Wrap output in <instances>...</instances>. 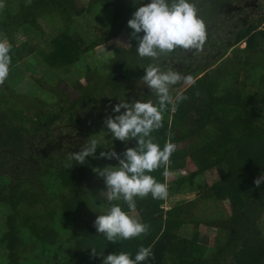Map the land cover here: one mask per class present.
<instances>
[{
	"label": "trees",
	"instance_id": "obj_1",
	"mask_svg": "<svg viewBox=\"0 0 264 264\" xmlns=\"http://www.w3.org/2000/svg\"><path fill=\"white\" fill-rule=\"evenodd\" d=\"M192 2L206 25L204 45L199 50L176 48L157 58L163 68L192 81L182 91L189 81L182 78L172 86L174 100L178 95L182 99L165 109L161 126L151 133L161 147L165 142L175 145L168 160L149 173L167 185V196L134 197L135 208L129 209L123 200L99 199L89 184L102 142L118 153L136 147L134 139L113 140L103 120L114 115L111 106L117 99L135 100V89L140 99L148 98L140 78L153 60L137 55L127 30V20L140 4L7 0L0 17V35L10 48L5 78L10 90L0 87V264H101L109 253L134 256L140 246L152 250L146 264H264V182L253 184L264 173V9L259 0ZM92 13L103 28L91 40L81 33L77 19ZM17 32L25 40L43 41L38 50L43 69L59 75V92L49 91L51 102L38 96V108H23L13 100L18 93L13 82L21 81L13 67L31 49L14 39ZM123 32L130 47L107 44ZM96 50L103 59L92 67L85 61ZM72 67L86 70L83 87L67 73ZM68 84L77 96L67 93ZM245 89L253 92L243 95ZM12 105L18 110L12 112ZM91 139L98 142L94 156L83 165L70 162L68 154ZM187 159L196 169L173 178ZM206 177L209 184L203 182ZM192 194L194 198L183 199ZM220 201L228 202L229 214L219 209ZM113 204L145 224L146 232L112 241L97 233L96 215ZM187 226L193 227L192 234H180ZM28 245L29 254L20 249Z\"/></svg>",
	"mask_w": 264,
	"mask_h": 264
},
{
	"label": "clouds",
	"instance_id": "obj_2",
	"mask_svg": "<svg viewBox=\"0 0 264 264\" xmlns=\"http://www.w3.org/2000/svg\"><path fill=\"white\" fill-rule=\"evenodd\" d=\"M140 6L127 20L131 29L129 36L136 42L138 56L152 58L153 62L144 67L140 78L147 89V99L118 102L111 106L114 115H107L103 124L115 141L135 140L136 147H125L123 153L110 147L101 151L99 157L115 160L103 168H93V172L103 179L108 201L123 200L129 209L135 208L134 197L151 194L153 199L167 196V185L155 180L149 173L166 162L174 151L172 142H165L163 147L153 142L151 133L161 126L162 114L166 108H174L182 97L170 94V89L182 78L191 81L190 76L182 77L171 67L163 68L157 58L163 53H170L176 48L199 50L206 40V25L197 14L192 0H133ZM142 33V35H140ZM130 47V45H125ZM10 48L0 41V81L9 71ZM154 97V99H153ZM123 110V111H122ZM98 142L89 140L78 151L70 152L68 159L75 164L87 163L86 158L93 157ZM264 182L261 173L253 184L257 187ZM93 226L97 233H102L108 241L114 238L128 239L146 232L147 226L122 210L119 204L111 205L104 214L96 215ZM96 255L95 250L90 249ZM153 255L150 247L140 246L134 256L120 251L103 256L101 264H141Z\"/></svg>",
	"mask_w": 264,
	"mask_h": 264
},
{
	"label": "rangeland",
	"instance_id": "obj_3",
	"mask_svg": "<svg viewBox=\"0 0 264 264\" xmlns=\"http://www.w3.org/2000/svg\"><path fill=\"white\" fill-rule=\"evenodd\" d=\"M7 4H8L7 0H0V17L3 16L2 10L4 9V7H7ZM16 4H17V2L15 1L11 7H14ZM259 5L262 7V9H264V0H259L258 6ZM106 19H104V20H106ZM77 22L80 25L81 33L91 40L95 39L98 36V34L100 33V30L103 28L102 25H100L101 24L100 17L94 13H92L90 15H88V14L84 15L81 19H77ZM106 22H108V21L106 20ZM40 25L42 28L44 27L48 36L51 37L53 35L51 32H49V28L45 24L40 23ZM128 28L129 27H127V30H128ZM129 32H131V31H129ZM14 39L20 40L21 43H23V41H26L27 45L31 49L30 50L25 49L24 50L25 52L22 53L23 59L20 62H17L16 63L17 65L15 67H13L15 69L16 75L21 79V81L18 80V81L13 82V88L17 89V91H18V93L12 95L13 100L15 101V103H17L19 106H22L23 108H25L27 106H33V104L36 105L35 107L38 108L39 106L37 103L40 101L37 98L38 96H42L41 99L45 100L46 102H51L53 100L52 99L53 94L49 91L56 90V92L58 93L61 86L60 85H59V87L57 86V84H58L57 76L59 77V75L57 73H53V72H50L48 70H44L43 65L40 62V57H39L40 55L38 53L39 52L38 50L43 48V46H44L43 41L36 42V39H34L32 37L29 40H28V38L25 40V37L21 34V32H17L15 34ZM0 41H3L6 43V39L4 38L3 35H0ZM121 43H123L125 45L129 44V41L126 37L125 32L120 34L118 38L109 41L107 44H112L113 48L120 49V48L125 47L123 45H120ZM22 46L24 49V45H19V47H22ZM239 47L243 48L244 44L241 43L239 45ZM103 49L107 50L106 51L107 53L110 52V51H108L109 49L107 47H105ZM107 53L103 52V55H106ZM100 57H101V52L96 50V51L92 52V54H90L87 57V60L85 61V63L90 64L93 67L94 65L92 62L103 59V57L102 58H100ZM79 66L82 67V65H79ZM80 67L79 68L78 67H72L69 69V71L67 73H70L69 76H71L75 80H77V82L80 83L81 87H83L86 83V80H85L86 70L80 69ZM191 82L192 81L184 82L181 85V88L179 90L180 91L184 90L187 86H189L191 84ZM59 83H61V82H59ZM7 84L8 83H7L6 79H4L3 81H0V87L2 89H5L8 91L10 89L8 88ZM71 85L72 84L67 85V88H68L66 90L67 93L77 96V92L72 89ZM134 89H135V87H134ZM137 90L135 89L134 91L131 92L132 97H134V99L140 98L139 90H138V92H137ZM252 92H253V90H251V89H245L243 91V95H247V94L252 93ZM8 107L11 108L12 112L15 110L16 111L18 110V107H15L14 105L8 106ZM109 148L110 147L108 146L107 142H105V141L102 142L98 146V161H97V165L95 168H103L105 165H108V164L113 165L115 160H105V159L99 157V153L101 151H108ZM195 169L196 168L193 165V162L191 160L187 159L186 163L184 164V168H182L178 172H175L173 175V178H176L177 176L186 175ZM170 176L171 175L169 174L166 177L167 178L166 181H168V182L170 181ZM210 180H211V178L207 179V177H206L203 179V182L204 183L207 182L209 184ZM200 181L201 180L196 179V183H198ZM89 185L91 187L95 188L94 192H95V194H97V197L99 199L106 197L103 193V191H105L103 179L101 177L97 176L95 172H93V177L90 180ZM192 198H194V194L189 195V196L186 195L183 199L184 200H190ZM208 204L210 205V210H212V208H214V207L212 206L211 203H208ZM217 206L219 207L220 210H223L224 212H226V214L230 213L227 201L217 202ZM166 207L167 206H163L164 209H166ZM192 232H193V227H191V226L181 227V229L179 231L180 234L185 235V236H190L192 234ZM20 249L21 250L26 249L27 254H29V252H30V246L29 245L27 246V248L25 247V248H20ZM1 253H2V251L0 249V255H1Z\"/></svg>",
	"mask_w": 264,
	"mask_h": 264
}]
</instances>
